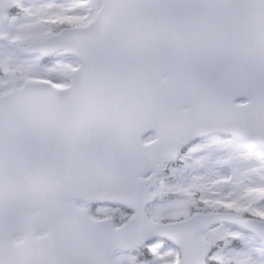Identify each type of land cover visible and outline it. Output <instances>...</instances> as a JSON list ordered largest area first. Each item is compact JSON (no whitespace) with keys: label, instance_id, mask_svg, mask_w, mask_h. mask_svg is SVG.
Instances as JSON below:
<instances>
[{"label":"snow or ice","instance_id":"6c2138e0","mask_svg":"<svg viewBox=\"0 0 264 264\" xmlns=\"http://www.w3.org/2000/svg\"><path fill=\"white\" fill-rule=\"evenodd\" d=\"M0 264H264V0H0Z\"/></svg>","mask_w":264,"mask_h":264}]
</instances>
